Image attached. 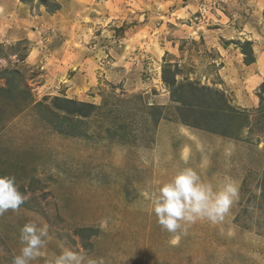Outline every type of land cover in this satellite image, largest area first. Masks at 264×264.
I'll return each mask as SVG.
<instances>
[{
  "label": "rangeland",
  "instance_id": "obj_1",
  "mask_svg": "<svg viewBox=\"0 0 264 264\" xmlns=\"http://www.w3.org/2000/svg\"><path fill=\"white\" fill-rule=\"evenodd\" d=\"M188 167L239 198L172 246L151 199ZM5 175L30 198L0 216V264L29 222L30 264H264V0H0Z\"/></svg>",
  "mask_w": 264,
  "mask_h": 264
},
{
  "label": "clouds",
  "instance_id": "obj_2",
  "mask_svg": "<svg viewBox=\"0 0 264 264\" xmlns=\"http://www.w3.org/2000/svg\"><path fill=\"white\" fill-rule=\"evenodd\" d=\"M188 157V149L182 150L181 159L186 162ZM29 198L19 191L14 176H0V216L9 209L18 211ZM238 198L239 187L233 179L226 177L222 187L214 190L210 183L202 181L201 176L188 167L158 188L151 199V210L162 228L174 234L169 243L176 246L181 238L177 233L187 235L188 227L197 221L207 220L213 225L222 223ZM47 234V226L26 223L20 236L23 247L20 254L12 258L11 264H30L38 258ZM228 234L233 235L231 231ZM54 264H85V257L82 253L65 250L55 258ZM87 264H96V261L88 260Z\"/></svg>",
  "mask_w": 264,
  "mask_h": 264
},
{
  "label": "trees",
  "instance_id": "obj_3",
  "mask_svg": "<svg viewBox=\"0 0 264 264\" xmlns=\"http://www.w3.org/2000/svg\"><path fill=\"white\" fill-rule=\"evenodd\" d=\"M68 100H69V99H68ZM70 101H71V100H70ZM84 105H92V104H86V103H85Z\"/></svg>",
  "mask_w": 264,
  "mask_h": 264
},
{
  "label": "crops",
  "instance_id": "obj_4",
  "mask_svg": "<svg viewBox=\"0 0 264 264\" xmlns=\"http://www.w3.org/2000/svg\"><path fill=\"white\" fill-rule=\"evenodd\" d=\"M60 48H61V40H60ZM56 53V52H55Z\"/></svg>",
  "mask_w": 264,
  "mask_h": 264
}]
</instances>
